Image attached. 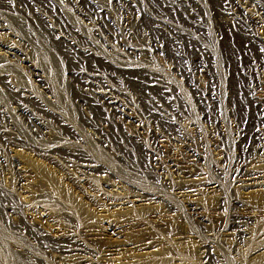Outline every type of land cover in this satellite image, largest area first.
Here are the masks:
<instances>
[{
	"label": "rangeland",
	"instance_id": "rangeland-1",
	"mask_svg": "<svg viewBox=\"0 0 264 264\" xmlns=\"http://www.w3.org/2000/svg\"><path fill=\"white\" fill-rule=\"evenodd\" d=\"M263 222L264 0H0V264H249Z\"/></svg>",
	"mask_w": 264,
	"mask_h": 264
},
{
	"label": "bare ground",
	"instance_id": "bare-ground-1",
	"mask_svg": "<svg viewBox=\"0 0 264 264\" xmlns=\"http://www.w3.org/2000/svg\"><path fill=\"white\" fill-rule=\"evenodd\" d=\"M256 233L257 234H259V233L264 234V222L256 229ZM167 257H168V255H167L166 251H158V252L152 254L151 259H149V261H148V264H170L169 261L166 259ZM258 258H260V256L257 255L255 257V259H253V261L250 262L249 264H264V261H262L261 259H258Z\"/></svg>",
	"mask_w": 264,
	"mask_h": 264
}]
</instances>
